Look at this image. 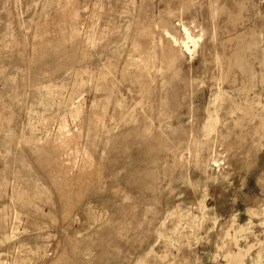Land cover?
I'll return each mask as SVG.
<instances>
[{
	"label": "rangeland",
	"instance_id": "obj_1",
	"mask_svg": "<svg viewBox=\"0 0 264 264\" xmlns=\"http://www.w3.org/2000/svg\"><path fill=\"white\" fill-rule=\"evenodd\" d=\"M0 264H264V0H0Z\"/></svg>",
	"mask_w": 264,
	"mask_h": 264
},
{
	"label": "bare ground",
	"instance_id": "obj_2",
	"mask_svg": "<svg viewBox=\"0 0 264 264\" xmlns=\"http://www.w3.org/2000/svg\"><path fill=\"white\" fill-rule=\"evenodd\" d=\"M187 38H188V39H191V37H190V35H189L188 33H187Z\"/></svg>",
	"mask_w": 264,
	"mask_h": 264
}]
</instances>
